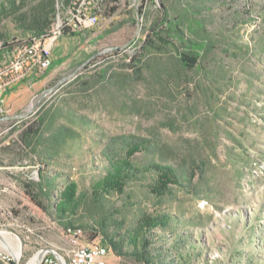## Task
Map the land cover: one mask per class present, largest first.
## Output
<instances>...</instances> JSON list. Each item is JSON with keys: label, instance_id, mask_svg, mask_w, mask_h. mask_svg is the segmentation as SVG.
I'll use <instances>...</instances> for the list:
<instances>
[{"label": "rangeland", "instance_id": "1", "mask_svg": "<svg viewBox=\"0 0 264 264\" xmlns=\"http://www.w3.org/2000/svg\"><path fill=\"white\" fill-rule=\"evenodd\" d=\"M164 12L200 23L187 37L212 48L196 69L183 71L172 47H143ZM55 25L66 31L46 73L3 97L0 232L20 258L0 239V264L69 249L64 228L25 194L42 174L56 179L54 197L77 186L72 220L83 243L103 245L88 228L97 216L128 227L161 215L173 218L165 233L186 239L196 264H264V0H74ZM31 38L0 21V60ZM119 163L131 180L97 201L93 185ZM157 165L179 175L159 200L150 192ZM105 248L111 264H138Z\"/></svg>", "mask_w": 264, "mask_h": 264}, {"label": "trees", "instance_id": "2", "mask_svg": "<svg viewBox=\"0 0 264 264\" xmlns=\"http://www.w3.org/2000/svg\"><path fill=\"white\" fill-rule=\"evenodd\" d=\"M73 1L0 0V21L8 20L15 31L39 38L49 33L61 9L70 7ZM190 18L171 19L168 13L164 12L152 29L153 40L144 41L143 47L153 53L172 47L176 50L174 57L177 64L183 71L196 69L201 56L212 47L207 41L197 42L187 37V32L194 31L197 34L201 30L200 23L194 21L193 16ZM160 29L163 30L162 33H158ZM65 31V28L61 29L62 34ZM62 62L63 59L56 60L52 65H59ZM135 152L137 147L130 150L131 154ZM154 171L156 183L150 192L159 200L164 197L168 185L176 184L179 175L173 169L160 165L154 167ZM132 173V169L127 168L126 163L110 164L105 176L93 185V198L98 201L108 195L122 193L125 184L131 180ZM55 180L42 174L37 183L24 185L26 196L34 206L57 220L64 230L83 231V226L72 220L80 208V201L76 196L77 186L74 183H67L63 185L59 195L54 197L52 187ZM51 198L53 200H50ZM42 199L50 203V211L42 206ZM172 222L173 218L169 216L142 214L135 225L126 227L124 222L117 223L107 216H97L88 228L98 234L103 246L108 247L118 258L132 259L138 264H196L198 255L187 253L188 249L194 248L186 239H173L170 235L167 237L165 232L172 231L174 225Z\"/></svg>", "mask_w": 264, "mask_h": 264}, {"label": "built area", "instance_id": "3", "mask_svg": "<svg viewBox=\"0 0 264 264\" xmlns=\"http://www.w3.org/2000/svg\"><path fill=\"white\" fill-rule=\"evenodd\" d=\"M60 35L61 28L55 25L47 35L17 45L5 59L0 60V122L8 119L4 116L3 108L6 92L22 82L39 79L46 73L51 65V51ZM3 135L4 132L0 133V138ZM10 213L8 211L7 214L12 218ZM12 220L15 222L13 218ZM63 234L69 244L64 256L54 251H49L53 254L49 256V252L44 251L39 260H45L46 264H108L109 255L104 246L99 243H83L82 230H64ZM6 249L8 251L9 247ZM7 251L2 253L10 259Z\"/></svg>", "mask_w": 264, "mask_h": 264}, {"label": "bare ground", "instance_id": "4", "mask_svg": "<svg viewBox=\"0 0 264 264\" xmlns=\"http://www.w3.org/2000/svg\"><path fill=\"white\" fill-rule=\"evenodd\" d=\"M0 239H4L5 241L9 242L11 245H15V241H13V239L11 237H9L8 234H5V233H0ZM18 245H15V252H14V257L15 259H19L20 258V250L18 248ZM105 248V247H104ZM107 254H109V251L107 250V248H105ZM42 255H38V256H35L34 259H32L31 263L30 264H46V261L45 260H39L41 258ZM6 259V258H5Z\"/></svg>", "mask_w": 264, "mask_h": 264}, {"label": "crops", "instance_id": "5", "mask_svg": "<svg viewBox=\"0 0 264 264\" xmlns=\"http://www.w3.org/2000/svg\"><path fill=\"white\" fill-rule=\"evenodd\" d=\"M1 169V168H0ZM0 182H1V175H0ZM66 251V250H65ZM111 254V253H110ZM110 256V255H109ZM109 256H108V258H107V262H108V264H111L110 263V261H109Z\"/></svg>", "mask_w": 264, "mask_h": 264}]
</instances>
